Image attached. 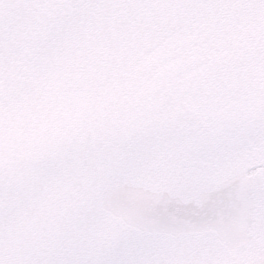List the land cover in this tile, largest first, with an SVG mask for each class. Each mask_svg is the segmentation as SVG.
Segmentation results:
<instances>
[{"label": "snow or ice", "instance_id": "1", "mask_svg": "<svg viewBox=\"0 0 264 264\" xmlns=\"http://www.w3.org/2000/svg\"><path fill=\"white\" fill-rule=\"evenodd\" d=\"M0 264H264V0H0Z\"/></svg>", "mask_w": 264, "mask_h": 264}]
</instances>
